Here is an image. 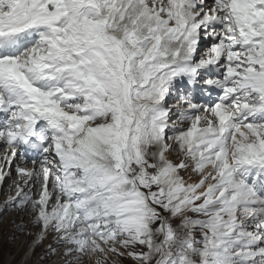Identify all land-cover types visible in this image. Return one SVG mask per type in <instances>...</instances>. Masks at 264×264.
I'll list each match as a JSON object with an SVG mask.
<instances>
[{"label": "snow or ice", "instance_id": "1", "mask_svg": "<svg viewBox=\"0 0 264 264\" xmlns=\"http://www.w3.org/2000/svg\"><path fill=\"white\" fill-rule=\"evenodd\" d=\"M0 145L64 264H264V0H0Z\"/></svg>", "mask_w": 264, "mask_h": 264}, {"label": "rangeland", "instance_id": "2", "mask_svg": "<svg viewBox=\"0 0 264 264\" xmlns=\"http://www.w3.org/2000/svg\"><path fill=\"white\" fill-rule=\"evenodd\" d=\"M7 189H9L8 192ZM11 189L12 187L10 184L9 186L7 185L4 187L3 192L5 193H1L0 195V208H3L6 201L10 199L8 193ZM12 195H14V193ZM15 210L18 209L12 207L9 208L8 211L0 213V264H53V261H57V264H64L65 260L69 259L68 257L60 258L59 253L56 255H49L47 253L49 245L52 244L51 236L45 239L42 244L39 243L37 237L39 226L31 229V235L28 234V228H25L23 231L17 230V225L22 221L25 224L30 225V219L26 220L25 217L27 216V213L23 212H21L22 214L17 215L18 219L10 217L9 212ZM173 223L174 225H178L180 221L179 219H176ZM8 243L11 244L12 248H8ZM98 258L97 256L91 258L90 255H83L79 260L74 261V264H98V261H101ZM124 263L134 264L126 257L111 253L108 256V259L104 261V264Z\"/></svg>", "mask_w": 264, "mask_h": 264}, {"label": "bare ground", "instance_id": "3", "mask_svg": "<svg viewBox=\"0 0 264 264\" xmlns=\"http://www.w3.org/2000/svg\"><path fill=\"white\" fill-rule=\"evenodd\" d=\"M12 187V186H11ZM8 190L9 189H7V192H8ZM1 193H3V191L1 190V188H0V195H1ZM12 196H14V195H12ZM6 197V196H5ZM11 197V196H10ZM9 197V198H10ZM18 210H15V211H11V212H9V216L10 217H14V219H18V216L17 215H19V214H22L20 211H18ZM17 216V217H16ZM32 229V228H31ZM28 230H29V228H28ZM12 236V235H11ZM8 245V248L10 249V248H12V246H11V244L10 243H8L7 244ZM91 256V258H94V256H96V255H90Z\"/></svg>", "mask_w": 264, "mask_h": 264}]
</instances>
